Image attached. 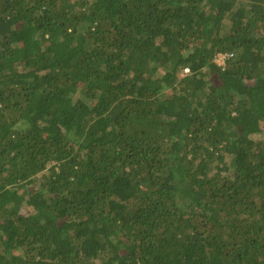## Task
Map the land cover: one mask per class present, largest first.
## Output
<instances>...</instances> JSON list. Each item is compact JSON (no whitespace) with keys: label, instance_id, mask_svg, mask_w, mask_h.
<instances>
[{"label":"trees","instance_id":"trees-1","mask_svg":"<svg viewBox=\"0 0 264 264\" xmlns=\"http://www.w3.org/2000/svg\"><path fill=\"white\" fill-rule=\"evenodd\" d=\"M0 264H264V0H0Z\"/></svg>","mask_w":264,"mask_h":264},{"label":"built area","instance_id":"built-area-1","mask_svg":"<svg viewBox=\"0 0 264 264\" xmlns=\"http://www.w3.org/2000/svg\"><path fill=\"white\" fill-rule=\"evenodd\" d=\"M230 56H232V54H220V55H218L216 58H215V62L219 65V66H221L222 68H224L225 67V65H226V60L230 57ZM189 73V69H185L184 71H183V75H186V74H188Z\"/></svg>","mask_w":264,"mask_h":264},{"label":"rangeland","instance_id":"rangeland-1","mask_svg":"<svg viewBox=\"0 0 264 264\" xmlns=\"http://www.w3.org/2000/svg\"><path fill=\"white\" fill-rule=\"evenodd\" d=\"M182 73H183V72H182ZM182 73H181V75H183Z\"/></svg>","mask_w":264,"mask_h":264}]
</instances>
